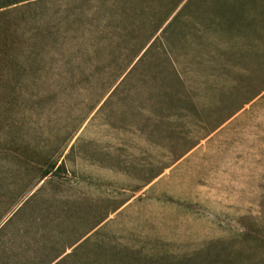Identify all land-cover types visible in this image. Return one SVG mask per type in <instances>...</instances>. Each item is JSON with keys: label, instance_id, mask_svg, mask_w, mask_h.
<instances>
[{"label": "rangeland", "instance_id": "374dc122", "mask_svg": "<svg viewBox=\"0 0 264 264\" xmlns=\"http://www.w3.org/2000/svg\"><path fill=\"white\" fill-rule=\"evenodd\" d=\"M0 264H264V0L0 8Z\"/></svg>", "mask_w": 264, "mask_h": 264}, {"label": "trees", "instance_id": "16d2710c", "mask_svg": "<svg viewBox=\"0 0 264 264\" xmlns=\"http://www.w3.org/2000/svg\"><path fill=\"white\" fill-rule=\"evenodd\" d=\"M23 1H29V0H0V8L15 5V4L21 3ZM50 171H51V169L44 171L41 178L42 179L46 178L50 174Z\"/></svg>", "mask_w": 264, "mask_h": 264}]
</instances>
